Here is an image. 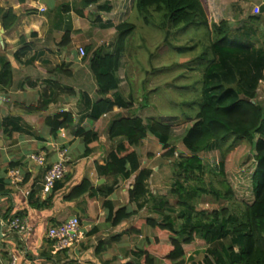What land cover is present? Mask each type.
Listing matches in <instances>:
<instances>
[{"label": "trees", "instance_id": "trees-1", "mask_svg": "<svg viewBox=\"0 0 264 264\" xmlns=\"http://www.w3.org/2000/svg\"><path fill=\"white\" fill-rule=\"evenodd\" d=\"M100 2L81 0V10L76 12L82 18L88 17L86 10ZM132 3L137 21L162 31L166 46H171L178 31L191 27H198L209 45L197 60L203 72L201 95L190 103L197 112L181 139L188 155H177V149L172 145L177 131L170 124L139 116H119L111 122L110 139H122L123 142L109 154L104 166L96 167L98 176L108 182L105 197L113 193L120 182L136 176L129 191L130 212L124 208L115 216L111 208L108 222L117 225L138 216L152 202L153 211L162 217L160 221L154 217L140 219L131 228V240L140 238L146 226L153 230L155 238L144 241L143 248L133 255L130 264H182L190 252L202 246L207 249L201 264H264V103L257 100L259 85L264 81L261 17L251 18L249 26L232 30L225 20L219 25H211L205 0H133ZM98 10L112 13L113 6L105 2ZM261 14H264V7ZM0 21L7 31H11L19 18L12 10L0 9ZM95 30L105 36L116 35V40L112 50L103 47L86 49L85 60L96 83V98L90 100L87 97L85 106L91 111L81 122L76 135L83 141L87 157L100 142L98 131L104 116L113 113L115 108L132 112L135 107L134 99L126 102L120 92V71L127 41L136 32V24L108 22ZM71 40L72 33L67 31L60 46H69ZM21 43L16 55L29 49L25 37ZM195 48L179 51L186 53ZM0 85L7 90L14 85L13 69L8 62L0 69ZM66 92L76 94L74 90ZM46 108L43 104L31 111ZM45 124L53 135H57L60 130L74 129L76 117L72 111H64L48 118ZM14 127L11 117H4L0 122V137H12ZM148 135L163 145V157L175 159L172 175L178 197L177 216L175 210L166 211L165 202L152 194L153 171L142 168L136 149ZM217 152L220 160L214 167L217 171L213 172L203 155ZM211 177L218 179V188L212 181L207 183V178ZM247 178L249 182L238 184L240 179L246 181ZM92 191L93 185L84 180L66 200L73 202L91 195ZM8 194L6 187L0 184V197ZM207 195L217 202L238 201L243 210L223 207L212 212L198 211L199 200ZM51 200L48 198L39 207L48 205ZM105 204L111 205L110 202ZM8 216L9 211L2 214L0 210V219L7 220ZM65 221L61 220L57 225Z\"/></svg>", "mask_w": 264, "mask_h": 264}, {"label": "crops", "instance_id": "crops-1", "mask_svg": "<svg viewBox=\"0 0 264 264\" xmlns=\"http://www.w3.org/2000/svg\"><path fill=\"white\" fill-rule=\"evenodd\" d=\"M234 1L229 0L230 3ZM42 2L0 0V9L12 10L19 18L18 24L11 31H7L0 21L3 41L0 42V69L8 62L14 76V85L10 90L0 85V122L10 116L13 125H16L12 137H0V184L9 191L8 195L0 197L2 214L9 211L7 220L0 219V264H130L134 260L133 255L143 248L142 243L146 239L152 241L155 238L153 230L146 226L140 238L131 240V228L140 219L156 216L154 218L160 221L161 216L153 211L150 203L138 216L117 225L108 222L111 208L115 216L124 208L130 212L129 191L133 188L136 175L128 181L120 182L106 198L104 192H107L108 182L98 176L96 167L104 166L109 154L123 142L122 139H110L111 122L119 116H139L147 120V116L141 113L147 105L141 108L135 103L132 112L115 108L113 113L104 116L98 131L100 142L88 157L84 155V143L76 132L91 111V108L85 106L87 97L90 100L96 98V83L88 61L85 60L87 55L82 57L80 48L85 51L89 47L94 50L102 47L112 50L116 35L105 36L95 29L108 22L114 25L125 22H116L117 18L112 17L119 12L115 6L122 5L127 9L133 0H101L100 4L86 10L88 17L84 18L76 12L81 10V0H54V8H48ZM105 2L113 6L112 13L98 10V6ZM249 3L255 4L251 13L247 11ZM44 7L46 11H42ZM263 7L264 0H252L245 3L240 14L231 11L223 20L230 24L232 30H237L249 26L251 18L260 16V32L264 33V14H261ZM123 12L126 13L125 10ZM67 31H71L72 40L69 46L62 47L60 43ZM24 37L29 49L16 55ZM121 88L122 85L120 92L124 100L130 102L131 97L126 98ZM72 90L76 92L75 95L66 92ZM258 102L264 103V90L258 92ZM43 104L47 105L46 109L31 111ZM64 111L74 113L76 126L72 130H60L57 135H53L45 122ZM152 137L148 135L136 149L142 168L153 171L151 191L153 182L158 185L163 183L159 174L164 171L161 166L151 168L148 161L143 160L142 154L145 152L150 155L151 151H147V148L153 140H158ZM64 151L69 159L66 177L57 189L45 195L46 174L54 163L61 160ZM40 154L46 157L43 166L35 164L31 159L33 155ZM13 173L21 177L18 185L13 184ZM84 180L93 185L91 195L73 202L66 200L71 191ZM152 194L156 197L157 191H152ZM50 197L52 200L48 205L39 207ZM106 202L111 205H106ZM73 216L80 218L85 239L67 253L52 255L51 242L47 236L49 227ZM16 218L24 223L23 233L14 232L9 227L10 222Z\"/></svg>", "mask_w": 264, "mask_h": 264}, {"label": "rangeland", "instance_id": "rangeland-1", "mask_svg": "<svg viewBox=\"0 0 264 264\" xmlns=\"http://www.w3.org/2000/svg\"><path fill=\"white\" fill-rule=\"evenodd\" d=\"M205 2L210 12L211 25L214 26L224 21L223 19L231 11L240 14L245 3L252 2V0H235L233 3H230L229 0H205ZM254 6V3L247 6L248 13L254 11ZM115 8L119 10V12L112 15L113 18H117L116 22L124 20L125 22H133L137 26L136 32L127 41V50L122 60L120 71L121 91L126 98L129 99V96L131 100L133 98L137 106L142 108L143 104L147 105L146 108L141 110V113L147 116L146 119H155L175 127L177 136L172 145L176 147L177 155H188L189 153L182 145L181 139L191 122L190 119L197 112V108L190 105V103L198 100L201 95L203 72L197 60L202 55L206 45H209V42L198 27H191L184 31H178L173 37L171 46H166L162 31L137 21L133 3L127 7L128 10L122 5H116ZM124 10L126 13L123 12ZM193 46H196L194 51L186 53L179 51ZM263 84L264 81L260 83L258 92L264 90ZM144 97H148V100H144ZM153 141L147 148V151H151V154L146 155L144 152L142 154L143 160L148 161L147 163L151 168L161 166V170L164 171L159 174L163 183L158 185L153 182L152 191H157L156 199H162L165 202L166 211L175 210L177 216L179 214L178 197L175 192L177 189L172 185L175 159L163 157L165 153L163 145L158 140ZM203 158L211 168L210 170L216 172L217 170L214 167L220 160V153L204 154ZM249 175L250 172L247 173V176ZM211 181L218 188V179L207 178V183ZM239 181L238 184L249 182L248 178L246 181L241 179ZM247 192L249 193L251 190ZM239 205L238 201L217 202L212 196L207 195L199 200L197 209L198 211L212 212L223 207L234 209L241 206ZM240 209L243 210V207H240ZM159 219L161 220V217ZM178 224H180L179 221ZM153 236L155 237V235ZM143 244L144 242L142 246ZM206 249L207 247L202 246L197 251L190 252L182 264H201L206 255Z\"/></svg>", "mask_w": 264, "mask_h": 264}, {"label": "built area", "instance_id": "built-area-1", "mask_svg": "<svg viewBox=\"0 0 264 264\" xmlns=\"http://www.w3.org/2000/svg\"><path fill=\"white\" fill-rule=\"evenodd\" d=\"M42 11H46V8H42ZM82 57H85L86 51L80 48L79 51ZM32 161L43 166L46 163V157L44 154L33 155ZM69 159L66 156V152L61 153V160L54 163L48 170L45 177L44 194L49 195L55 185L65 179L67 174V162ZM12 180L14 185L21 183V177L18 173L12 174ZM12 231L17 233H23L25 230L24 223L18 218L12 220L9 224ZM47 236L51 242L52 255L56 256L60 253H67L75 249L86 237L85 232L82 230L80 218L73 216L60 225H52L49 227Z\"/></svg>", "mask_w": 264, "mask_h": 264}, {"label": "water", "instance_id": "water-1", "mask_svg": "<svg viewBox=\"0 0 264 264\" xmlns=\"http://www.w3.org/2000/svg\"><path fill=\"white\" fill-rule=\"evenodd\" d=\"M42 4L47 6L48 8H54V0H43ZM2 32H4V30H2ZM0 42L3 43L2 34H0Z\"/></svg>", "mask_w": 264, "mask_h": 264}]
</instances>
